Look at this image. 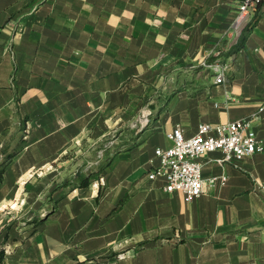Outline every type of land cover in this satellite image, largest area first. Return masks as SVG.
<instances>
[{"label": "crops", "instance_id": "crops-1", "mask_svg": "<svg viewBox=\"0 0 264 264\" xmlns=\"http://www.w3.org/2000/svg\"><path fill=\"white\" fill-rule=\"evenodd\" d=\"M237 2L0 0V264H264V151L205 154L228 180L192 201L148 177L177 126L258 114L264 143V6L238 33ZM111 132L100 170H45ZM9 209L23 228L3 229Z\"/></svg>", "mask_w": 264, "mask_h": 264}, {"label": "built area", "instance_id": "built-area-1", "mask_svg": "<svg viewBox=\"0 0 264 264\" xmlns=\"http://www.w3.org/2000/svg\"><path fill=\"white\" fill-rule=\"evenodd\" d=\"M263 6L264 0H238L233 28L240 33L250 27L256 22ZM214 72L216 84L227 81L224 67L215 65ZM151 115L150 110L142 112L131 128L136 132L142 131L150 125ZM258 117V114H252L225 124H200L196 134L191 137H187L181 127H175L167 135L172 146L156 149L159 162L149 172V179L163 181L166 192L180 193L186 201L202 196L218 183L226 184L228 177L225 175L204 178L202 159L207 153L221 152L223 157L218 161L226 164L263 152L264 143L254 129ZM126 257L127 253L118 254L120 260Z\"/></svg>", "mask_w": 264, "mask_h": 264}, {"label": "rangeland", "instance_id": "rangeland-1", "mask_svg": "<svg viewBox=\"0 0 264 264\" xmlns=\"http://www.w3.org/2000/svg\"><path fill=\"white\" fill-rule=\"evenodd\" d=\"M141 113L142 112L137 114L136 119L139 116H141ZM155 116H156V113L152 112V115L150 117L151 122ZM131 131H129V132L127 131V133L131 134L132 133ZM116 134H118V133H116ZM116 134L114 132H111L110 134L104 135L100 140L97 141V143L90 141L86 145L81 144V146H80L81 149L77 152V154L72 156L73 160L70 163H68V165H66L68 167V169L65 167V165H60L59 163H56L53 166L48 165L45 168V170L46 171L47 170H49V171L54 170L55 171V178H60L59 183L64 182V180L67 181L68 179H70V177H68V174L74 173L73 171L75 170V168H78V167L82 168V169L85 167H89L91 170H93V169L100 170L103 166L107 165L108 161L106 159V160H102L100 162H96L95 161L96 158L94 156L99 151L103 150L105 153H108L109 150H112L113 147L111 146V141H112L114 135H116ZM82 156H86L85 161H82L80 158H78V157H82ZM65 176H67V177L65 178ZM61 178H65V179L62 180ZM17 210L18 209H9L8 217L5 218L4 222H3V229L4 230L8 229L10 232L12 230L15 231L17 226L20 228H23V226L21 225V222H23L22 218H19V219L16 218L17 216L20 215V213L17 212ZM18 222H20V223H18Z\"/></svg>", "mask_w": 264, "mask_h": 264}, {"label": "trees", "instance_id": "trees-1", "mask_svg": "<svg viewBox=\"0 0 264 264\" xmlns=\"http://www.w3.org/2000/svg\"><path fill=\"white\" fill-rule=\"evenodd\" d=\"M244 33V32H243ZM242 33L241 35V39H240V42L243 41V38H244V34ZM0 258H1V255H0Z\"/></svg>", "mask_w": 264, "mask_h": 264}]
</instances>
